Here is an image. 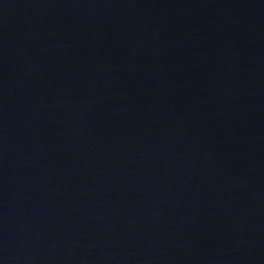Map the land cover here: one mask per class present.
<instances>
[{"label": "water", "instance_id": "water-1", "mask_svg": "<svg viewBox=\"0 0 264 264\" xmlns=\"http://www.w3.org/2000/svg\"><path fill=\"white\" fill-rule=\"evenodd\" d=\"M0 264H264V0H0Z\"/></svg>", "mask_w": 264, "mask_h": 264}]
</instances>
